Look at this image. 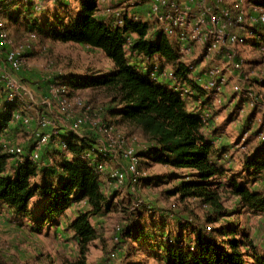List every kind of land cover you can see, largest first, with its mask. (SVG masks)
I'll list each match as a JSON object with an SVG mask.
<instances>
[{
  "label": "rangeland",
  "instance_id": "1",
  "mask_svg": "<svg viewBox=\"0 0 264 264\" xmlns=\"http://www.w3.org/2000/svg\"><path fill=\"white\" fill-rule=\"evenodd\" d=\"M16 1L17 3H14L15 5L11 8H22V15L27 13L24 0ZM29 1L32 3L30 15L20 16V20L17 17L16 20H19L17 22H10L7 17H4L5 15L3 17L0 15V23L6 28L14 44L29 40V47L24 53L26 63L14 77L28 89L29 98L33 100L18 98L17 101L21 103L29 101L33 108L30 111L38 112L39 109L43 110L42 102L50 78L65 85L64 83L70 75L105 73L110 71L112 66L100 51L82 45L53 42L45 33L35 30L33 26L31 27L27 20L36 21L38 18L42 20L49 13L52 15L54 13L53 3H56L57 0ZM60 1L73 6H77L78 2V0ZM96 2L97 16L111 21L112 25L120 19L123 4L127 3L125 0H107V2L106 0L105 2L96 0ZM107 3L113 6L109 7ZM249 3L251 4L252 1L245 0L240 4V0H236L234 5L228 6L232 19L230 31L232 30L238 37V41L232 48L236 60L243 61L244 68L235 70L234 75L227 78L225 85H220L218 98H214L209 90L200 91L201 94L189 101V104L198 108L209 106L210 111L207 114L208 122L204 135L214 143L218 151L217 154H214L215 159H217L218 164L227 169L225 177L235 175L238 177V182L246 184L250 190L264 192V171L253 174V172L245 170L243 163L249 155L264 154V111L258 110L259 103L264 106V48L262 47L263 44H254V42L259 43L261 41L258 38V33L264 34V23H252L248 19ZM135 9V6L125 8L129 12L135 11ZM11 13H16V11L13 10ZM238 18H241L244 24V28L241 30L233 27ZM149 34L156 35V33ZM168 41L175 49V44L171 40ZM195 54H199L196 47L183 58L178 55L175 62L166 61L159 56H154L148 60L136 53H129L128 56L131 64L139 68H148L152 64H157L166 68L167 73L178 80L180 77H177L175 72L177 67L181 66L186 71L185 77L192 81L194 80L193 75H198L204 67V64H201L202 59L194 57ZM242 73L247 77V80L242 79ZM183 82L188 85L186 87H193L190 82ZM199 85H201L199 88L201 90L203 83L199 82ZM236 85L242 87L235 90ZM66 88L70 95L81 97L97 112L101 108L103 102L98 93H93L91 89L72 90V87L69 86ZM17 104L15 109H22L24 106L20 103ZM189 104L186 103V107H190ZM11 110L12 107L3 108V103H0V115L5 112L10 113ZM8 119L0 127V146L2 149L12 147L15 150L10 166H17L18 162L28 160L31 149L37 140V135L47 132L49 129L42 127L36 120L30 122L29 126L25 128L19 121H12L9 115ZM56 127L61 130V133H57L56 136L58 143L50 141L43 145L38 153L39 164L36 166L39 169V174L45 169L57 168L59 162L73 160V157L68 152L66 153L60 145L62 139H67L71 135L68 132V123L57 120ZM123 133L128 141L133 142L136 149H140L138 152L148 149L151 145L137 129L124 128ZM78 134L82 135L87 142H93L99 138V135L93 133L89 127H82ZM93 147L92 143L89 142L79 157L85 159V153ZM223 150H226L225 154L220 153ZM102 159L106 164L99 182L102 184L103 192L110 199L109 203H114V207H110L108 212L102 213L96 218L90 217V222L95 226L100 238L90 244L87 264H107L106 259L113 251H117L118 259L109 264H165L159 259L160 253L155 248L151 249L149 245L157 237L159 238L158 241H164L163 239L169 233L174 238L178 232L177 221H175L177 218L181 217L192 222L194 227H209L205 223L207 214L205 207L199 206L196 202L177 201L178 196L171 195V190L177 184L176 177L191 174L188 170L167 168L142 156V162H147L140 165L139 171L141 176H139L140 191L138 197L142 205L133 211L126 186L115 187L106 180L115 171H124L125 161L117 156L102 157ZM213 181L219 183L220 189L223 191L222 197L225 207L229 211L239 210V199L228 192L227 179L214 178ZM111 197L113 198L111 199ZM36 202L37 200H35ZM0 208V222L10 225L9 229L14 232L13 239L15 242L17 241L16 244L19 248V252L11 253L10 242L0 238V264H64V262L76 261L77 245L72 234L67 230L66 224L79 213L87 210L83 202L71 203L64 214L57 217L56 225L44 224L40 229L36 224L34 225L26 219L13 216L6 207L0 206ZM234 218L237 219L236 222H238L240 230L244 231L257 250L264 254V213L242 212L240 214L237 212ZM234 218H230L228 221H234ZM159 220H165L163 230H153V228L144 233L145 243L126 245L122 235L127 229H136L137 225L151 227V221ZM222 223H226L225 220L214 224V226H219ZM7 231L9 230L0 227V237ZM184 236L186 244L192 250L194 248L191 242L193 236H190L188 231ZM135 247L138 248L133 250Z\"/></svg>",
  "mask_w": 264,
  "mask_h": 264
},
{
  "label": "trees",
  "instance_id": "2",
  "mask_svg": "<svg viewBox=\"0 0 264 264\" xmlns=\"http://www.w3.org/2000/svg\"><path fill=\"white\" fill-rule=\"evenodd\" d=\"M251 1L263 3V0ZM14 3L17 1H11L1 13L10 22L28 16L32 6V3H24L28 11L22 15V8H11ZM53 7L52 15L49 13L42 20L27 22L53 42L82 45L102 52L112 65V69L105 73L70 75L64 86L98 93L103 102L98 113L112 120L113 125L123 132L124 128L137 129L151 144L147 151H139L141 157L167 168L191 172L176 177L177 184L171 195L178 196L177 201L196 202L207 209L205 223L208 228L194 227L192 222L179 217L175 220L178 232L174 238L169 233L164 241H158V237L152 240L149 246L160 253V261L165 264H264V254L240 230L234 218L237 212L264 213V192L250 190L246 184L238 182L235 175L225 177L227 169L217 163L214 154L218 151L203 134L200 117L188 112L184 101L173 91L151 82L129 61V53L134 52L148 60L159 56L175 62L178 57L168 39L160 34H149L146 24L129 18H124L121 26H113L111 21L97 16L96 0H78L77 6L57 0ZM13 10L16 13H11ZM258 35L261 41L254 44H263L264 48V34ZM128 38L132 41L131 51L125 49ZM185 73L178 66L175 75L187 80ZM8 120V116L0 115V127ZM89 142L70 135L66 139V148L73 160L59 162L57 168L45 169L41 174L30 161L10 166L13 157L0 146V206L10 210L13 216L26 219L40 229L44 224L56 225L57 217L62 216L71 203L86 205V211L66 224L67 230L73 233L78 250L76 261L64 264H87L90 244L100 238L90 217L114 207L103 192L94 167L79 157ZM220 153L225 154L226 150ZM142 163L147 162L138 164L139 171ZM243 163L245 170L259 174L264 171V154L249 155ZM214 178L227 179L228 192L239 199V210L229 211L225 207L223 191ZM230 218L234 221H228ZM223 220L226 223L214 226ZM164 224L165 220H159L151 221V227L137 225L136 229H127L122 238L127 246L145 243L144 233L153 228L161 231ZM186 231L193 236L192 250L186 244Z\"/></svg>",
  "mask_w": 264,
  "mask_h": 264
},
{
  "label": "built area",
  "instance_id": "3",
  "mask_svg": "<svg viewBox=\"0 0 264 264\" xmlns=\"http://www.w3.org/2000/svg\"><path fill=\"white\" fill-rule=\"evenodd\" d=\"M125 1L127 3L123 4L121 17L113 26H121L124 18L144 23L148 26L149 33L160 34L171 40L175 44L174 51L181 58L189 55L194 47L198 49L199 54H195L194 57L202 59L201 64H204V67L198 75H193L194 80L192 81L178 80L173 75H169L166 68L157 64H152L148 68L137 66V69L144 72L151 82H157L162 85L163 89L173 91L179 99L184 101L185 106L186 103L189 104V101L201 94L200 91L209 90L214 98H218L220 85H225L227 78L232 77L235 70L244 68L243 61L236 60L232 48L238 41V37L232 30L230 31L232 19L228 6L234 5L236 0ZM10 2L11 0L0 2V15ZM24 3H30V1L24 0ZM107 4L109 7L113 6L110 3ZM132 6L136 7L135 11L125 10L126 7ZM249 10L248 19L252 23H264L263 5L251 3ZM233 27L238 30L244 28L241 18L236 20ZM131 44L132 41L128 38L125 49L131 51ZM28 47L29 40L14 44L6 28L0 23V103H3V108L12 107L10 113L5 112L3 116L9 115L12 121H19L25 128L29 126L30 122L36 120L42 127L49 129V131L37 135V140L27 161L38 165V153L41 147L50 141L58 143L56 136L57 133H61V130L56 127L57 120L68 123V132L80 138L84 137L79 135L78 131L82 127H89L93 133L99 135V138L92 142L94 147L85 153V160L94 167L99 178L105 171L106 163L102 157L117 156L125 161V170L115 171L106 180L115 187L126 186L130 196L131 210L134 211L141 207L142 202L138 197L139 176H141L138 164L142 161L140 152H138L140 149H136L133 142L128 141L123 131L113 125L112 120L104 118L81 97L70 95L64 85L51 78L47 83V90L42 102L43 110L39 109L38 112L34 110V113L30 111L33 108L29 101H23V103L17 101L18 98L31 100L28 89L14 77L26 63L24 53ZM241 77L244 81L247 80L244 73ZM183 81L190 82L193 87H186L188 85ZM199 82L203 83L201 90ZM241 87L236 85L234 89L239 90ZM17 103L24 105L22 109H15ZM189 105L190 107H186L187 111L202 120L204 134L208 122L207 114L210 111L209 106L198 108L193 107L192 104ZM258 110L264 111L262 103H259ZM65 141L66 139H62L60 145L67 153ZM3 151L11 156L15 153L12 147L4 148ZM117 259V251L110 252L106 263L109 264Z\"/></svg>",
  "mask_w": 264,
  "mask_h": 264
},
{
  "label": "crops",
  "instance_id": "4",
  "mask_svg": "<svg viewBox=\"0 0 264 264\" xmlns=\"http://www.w3.org/2000/svg\"><path fill=\"white\" fill-rule=\"evenodd\" d=\"M2 0H0V2H1ZM4 1H6V0H4ZM11 1H14V0H11ZM245 0H240V4H242L243 2H244ZM247 1V0H246ZM252 3H254V2H252ZM250 4V3H249ZM261 5H263L264 6V0H263V3L261 4ZM112 66V65H111ZM102 185V184H101ZM116 197V196H115ZM100 215V214H99ZM98 215H96V216H94L95 218L97 217ZM94 226V225H93ZM0 227H2V228H4V229H8L9 231H7L5 234H1L2 236L0 237L1 238V240H7L8 242H10V244H11V246H12V248H11V250H10V252L12 253V252H19L18 251V247H17V244H16V242L14 241V232L13 231H11V229H9V227H10V225L9 224H7V223H3V224H1V222H0ZM94 228H95V226H94ZM71 234H72V238H73V240H75V238H74V236H73V233L71 232V231H69ZM21 251V250H20ZM24 251V250H23Z\"/></svg>",
  "mask_w": 264,
  "mask_h": 264
}]
</instances>
